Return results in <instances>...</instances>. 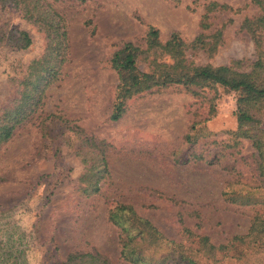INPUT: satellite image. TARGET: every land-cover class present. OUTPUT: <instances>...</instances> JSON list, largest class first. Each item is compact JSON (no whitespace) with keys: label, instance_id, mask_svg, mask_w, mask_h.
Instances as JSON below:
<instances>
[{"label":"rangeland","instance_id":"374dc122","mask_svg":"<svg viewBox=\"0 0 264 264\" xmlns=\"http://www.w3.org/2000/svg\"><path fill=\"white\" fill-rule=\"evenodd\" d=\"M37 4L60 19L50 38L14 0H0V111L19 99L28 112L0 145V264H130L111 218L119 204L203 264H264V234L233 239L264 221L258 152L236 134L239 90L154 86L111 118L119 82L111 58L124 43L145 50L136 62L142 72L155 55L173 61L146 50L149 28L160 45L177 33L194 66L247 72L257 50L242 23L258 7L251 0ZM49 42L59 52L52 62L44 58ZM24 77L32 83L23 88ZM260 119L264 129V99ZM197 236L228 247L204 252Z\"/></svg>","mask_w":264,"mask_h":264},{"label":"trees","instance_id":"16d2710c","mask_svg":"<svg viewBox=\"0 0 264 264\" xmlns=\"http://www.w3.org/2000/svg\"><path fill=\"white\" fill-rule=\"evenodd\" d=\"M14 1L20 6L26 19L39 28L45 27L49 38L53 29L62 28L58 15L53 10L43 12L37 4L39 0ZM251 2L258 7L259 13L254 17L245 18L242 23V27L251 35L257 50V60L251 64L249 71H238L232 64L216 67L194 66L183 58L184 43L177 33H172L170 38L160 45L157 40V30L149 28L146 50L156 53L160 49L161 54L168 53L173 61L168 63L155 55L148 71L142 72L137 69L136 62L145 50L127 42L115 51L111 58V66L118 72L119 82L111 118L115 120L120 117L124 111L123 103L127 98L154 86L180 84L187 87L191 85L203 87L220 84L239 90L240 94L236 101V134L251 140L258 152L260 168L264 172V129L261 128L260 119V101L264 99V0H251ZM21 34L26 41L25 46L28 45L30 40L27 34L23 32ZM58 54L53 42H49L44 58H51L52 62ZM239 64L240 61L234 62V65ZM37 65L39 66V63ZM51 71L55 74L57 69L51 68ZM28 82L32 83L28 77L19 80L23 88ZM24 103L16 99L11 106L0 111V145L10 138L16 125L27 117L28 112H24ZM92 187L96 190V182H92ZM122 217H125L126 224L116 221ZM111 218L120 227V257L130 264H203L192 248L189 249L181 242L167 238L149 219L138 215L131 206L117 205ZM263 234L264 221L254 220L246 236H235L233 239L244 240L245 237L252 235L259 237ZM197 238L204 252L228 247V244H212L207 236H197Z\"/></svg>","mask_w":264,"mask_h":264}]
</instances>
